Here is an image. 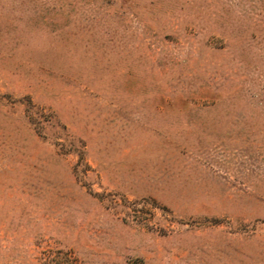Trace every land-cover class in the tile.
I'll use <instances>...</instances> for the list:
<instances>
[{
  "label": "rangeland",
  "instance_id": "1",
  "mask_svg": "<svg viewBox=\"0 0 264 264\" xmlns=\"http://www.w3.org/2000/svg\"><path fill=\"white\" fill-rule=\"evenodd\" d=\"M0 264H264V0H0Z\"/></svg>",
  "mask_w": 264,
  "mask_h": 264
}]
</instances>
